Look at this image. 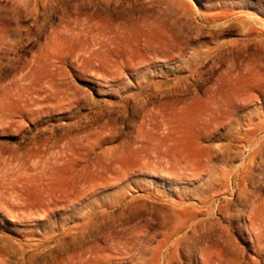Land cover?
Wrapping results in <instances>:
<instances>
[{"label": "rangeland", "instance_id": "rangeland-1", "mask_svg": "<svg viewBox=\"0 0 264 264\" xmlns=\"http://www.w3.org/2000/svg\"><path fill=\"white\" fill-rule=\"evenodd\" d=\"M0 264H264V0H0Z\"/></svg>", "mask_w": 264, "mask_h": 264}]
</instances>
